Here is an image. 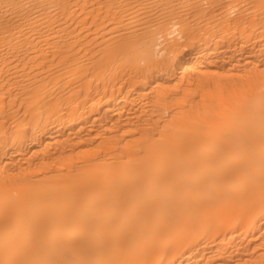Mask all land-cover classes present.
I'll return each mask as SVG.
<instances>
[{
  "label": "bare ground",
  "instance_id": "1",
  "mask_svg": "<svg viewBox=\"0 0 264 264\" xmlns=\"http://www.w3.org/2000/svg\"><path fill=\"white\" fill-rule=\"evenodd\" d=\"M0 264H264V0H0Z\"/></svg>",
  "mask_w": 264,
  "mask_h": 264
}]
</instances>
